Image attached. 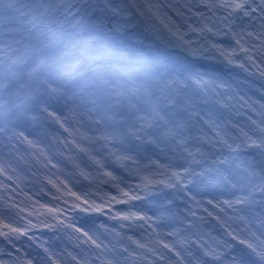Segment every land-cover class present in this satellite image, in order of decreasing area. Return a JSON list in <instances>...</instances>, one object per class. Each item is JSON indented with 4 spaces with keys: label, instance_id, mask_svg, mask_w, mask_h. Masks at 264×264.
<instances>
[{
    "label": "rangeland",
    "instance_id": "1",
    "mask_svg": "<svg viewBox=\"0 0 264 264\" xmlns=\"http://www.w3.org/2000/svg\"><path fill=\"white\" fill-rule=\"evenodd\" d=\"M85 1L0 0V60L15 72L6 75L10 88L0 94V111L5 112L0 128L6 121L11 126L8 133H12L6 139L8 149L0 154V178L3 181L9 175L16 179V185H9L0 195V234L6 238L4 243L0 240V263L152 264L147 260H172L165 253L167 248H184L196 256L197 248L201 250L205 243L220 249L219 241L229 251V238L224 240L227 231L221 232L222 237L213 220L205 223L204 207L210 214L223 208L232 220L239 219L243 230L234 233V238L251 243L248 235L259 234L260 223L247 220L248 213L238 208V183L247 178L238 171L229 173V152L230 147L237 149L243 136L237 129L242 126L239 117L246 118L251 127L252 120L264 114V100L258 98L263 90L253 88L245 75L227 81L208 69L192 72L191 60L185 56L156 50L152 43L147 48L141 39L133 40L137 46L130 51L123 47V54L130 53L124 61L115 60L106 50L100 52L105 62L93 63L97 54L92 60L82 50L75 62L64 67L62 61L70 55L67 49H52L51 40L40 38L36 31L43 34L57 25L67 28L73 21L70 17L79 15ZM101 1L90 0L82 9L87 13L96 6L103 15ZM107 1L119 15L121 26L140 23L149 32L145 12L175 42L187 41L196 48L211 30L228 40L224 53L253 47L264 55V0L235 1L239 10L233 19L242 13L238 24L247 39L251 37L249 43L240 34L233 38L228 34L227 21L233 11L226 9L228 0H137L143 4L141 12L127 0ZM96 22L100 25L101 20ZM57 33L50 32L55 38ZM150 52L160 60L151 59ZM220 57L223 60L222 54ZM147 63L152 66L150 71L145 69ZM81 65L84 67L78 70ZM47 67L53 68L52 76ZM242 84L244 89H254L258 99H248L240 90ZM120 86L127 93L121 128L108 110ZM231 101L235 108L229 107ZM195 102L198 115L191 107ZM151 109L157 112V122L149 119ZM33 120L40 124L36 130ZM124 132L140 144L142 157L133 155L123 140ZM70 138L72 145L67 143ZM221 149L224 154L219 156ZM20 157L28 163L18 162ZM120 169H126L127 175L122 176ZM177 181L184 193L169 190L168 185ZM41 186L47 190L46 197L39 194ZM254 190L250 196L255 195ZM124 192L128 194L124 196ZM164 202L168 203L166 209L162 208ZM255 210L259 211L258 206ZM193 211L199 212L197 220L206 231L199 233L200 225L194 227L196 242L190 245L184 222ZM127 215L140 219V234L124 232ZM21 233L35 239L43 252L34 251L27 239L20 238ZM140 241L149 247L143 249ZM14 245L19 256L12 250ZM221 252V264H245L235 253Z\"/></svg>",
    "mask_w": 264,
    "mask_h": 264
},
{
    "label": "trees",
    "instance_id": "2",
    "mask_svg": "<svg viewBox=\"0 0 264 264\" xmlns=\"http://www.w3.org/2000/svg\"><path fill=\"white\" fill-rule=\"evenodd\" d=\"M237 0H229L227 4H225V6L227 7L226 9L229 11L230 9H232V13L230 15V17H228V19H230V21H227V24L230 25L229 27V32L228 34H231V37L233 38L234 36H238L239 34L245 39L246 43L251 42V37H248L247 39V35L246 32L244 33V30L240 25L238 24V22L242 21V13L240 12L236 19L234 20V13L236 11L239 10V8H235ZM133 5L135 6L136 9H138L141 12V8H143V4L139 3L137 0H132ZM138 2V4L136 3ZM106 4L108 5L109 9H110V14L113 15L112 19V24L113 26H115L116 23V28H120V19H119V15H117V13L115 12V10H113L112 5L110 4L109 1L106 0ZM252 6H255V4H253ZM97 17L100 18L103 15H101L100 11L96 12ZM238 13V12H237ZM146 15V16H145ZM143 18L145 19V21L150 25V29L152 30V32L155 34L156 38L166 47H173L174 45H180L182 48L185 49V51H187L189 54L193 55V56H200L203 58H214L217 60H220L219 58L220 55L222 54L223 56V63L226 66L232 65V64H238L241 66L242 70L244 72H248L249 69L252 68H256L258 70H260L261 72L264 73V55L261 53V51H259L258 49H254L253 47H245L243 48V50H237L234 51L233 53H224V46L226 45V42H228V40H226L225 38H220L217 37L214 33H212V31L210 30L209 32H207L204 37H203V43H197L196 48H193L192 44L190 42L187 41H182V42H175L174 40H171V38H167L165 33L163 34V30H161V28L159 27V25H157L156 23V19L155 18H150L148 19L147 14L144 12V16ZM115 22V23H114ZM98 29L94 30V33L96 34V38H98L97 42H94L90 45V47L88 48L90 53L95 52L96 50L102 48V46L104 44H110L113 43L117 46L118 43L117 42H113L109 39V37L102 35L99 33V31H97ZM227 34V35H228ZM133 36H138L140 35V30L138 31H134L132 33ZM69 36L75 38L76 37V33H69ZM117 36V35H116ZM123 45H127V46H132V43L127 41V40H122V42L120 43V46ZM174 55L176 53H173ZM209 71L211 70L216 76H219L220 78H223L227 81H233V79H235L236 77H238L240 75L239 72H236L235 70L233 71H226L225 73H220L218 71L217 68H208ZM216 69V70H214ZM205 70H207V68H205ZM253 85V88H261L253 83H251ZM244 85L242 84L240 87V90H242L245 95L247 96L248 99H252V100H257V96L255 95V92L253 91L254 89L251 88H243ZM237 88V87H236ZM232 89H234L232 87ZM226 92H229L228 89L226 90ZM237 92L239 95H241V93H239V89L237 88ZM228 95V94H227ZM230 108H235V104L233 103V101L230 102L229 104ZM249 115V114H248ZM249 118H254L253 115L252 117L249 116ZM239 120L241 122V127L239 126V130L243 133V138L246 141V143H249L250 140H254V139H260L262 137H264V117H261L260 119H254L253 124L251 125V127H249L247 125V121L246 118H240ZM249 127L250 129H246V127ZM260 151L258 150V147H253L252 151H251V155L255 156L257 153H259ZM248 152L246 151V149H243L242 154H247ZM264 156L260 157V161L258 160V158L256 157V162L258 165H260L261 161L264 164ZM261 166V165H260ZM264 169V166H261Z\"/></svg>",
    "mask_w": 264,
    "mask_h": 264
},
{
    "label": "water",
    "instance_id": "3",
    "mask_svg": "<svg viewBox=\"0 0 264 264\" xmlns=\"http://www.w3.org/2000/svg\"><path fill=\"white\" fill-rule=\"evenodd\" d=\"M157 44H158V42H157ZM211 64H212V65H219V66H221L222 68H224V66H223L222 63H218V62L213 61V60H208V61H207V65H211ZM231 68H233V67H231ZM247 77H248L250 80L254 81L255 83L261 85V86L264 88V74L261 73L260 71H258V70H256V69H253V70L250 71L249 74H247ZM136 228L138 229V227H133V225L130 226V227H128V229H136ZM241 246H242L244 249H246L247 252L251 253L250 248L246 247V246L243 245V244H241Z\"/></svg>",
    "mask_w": 264,
    "mask_h": 264
},
{
    "label": "bare ground",
    "instance_id": "4",
    "mask_svg": "<svg viewBox=\"0 0 264 264\" xmlns=\"http://www.w3.org/2000/svg\"><path fill=\"white\" fill-rule=\"evenodd\" d=\"M17 161L20 162V163H28L27 159L24 158V157H20L19 159H17Z\"/></svg>",
    "mask_w": 264,
    "mask_h": 264
}]
</instances>
